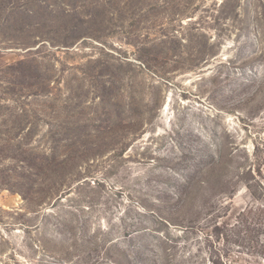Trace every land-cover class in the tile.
I'll use <instances>...</instances> for the list:
<instances>
[{"label":"rangeland","instance_id":"374dc122","mask_svg":"<svg viewBox=\"0 0 264 264\" xmlns=\"http://www.w3.org/2000/svg\"><path fill=\"white\" fill-rule=\"evenodd\" d=\"M0 264H264V0H0Z\"/></svg>","mask_w":264,"mask_h":264}]
</instances>
